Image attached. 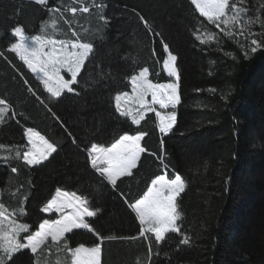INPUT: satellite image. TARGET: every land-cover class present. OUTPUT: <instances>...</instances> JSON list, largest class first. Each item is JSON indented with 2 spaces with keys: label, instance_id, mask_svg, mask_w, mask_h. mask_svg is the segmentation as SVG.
<instances>
[{
  "label": "trees",
  "instance_id": "trees-1",
  "mask_svg": "<svg viewBox=\"0 0 264 264\" xmlns=\"http://www.w3.org/2000/svg\"><path fill=\"white\" fill-rule=\"evenodd\" d=\"M17 28L91 44L71 91L48 92L12 49ZM167 50L178 103L165 133L153 109L130 115L117 97L142 71L165 82ZM29 130L54 147L43 162L25 159ZM138 135L128 173L110 181L92 164L93 146ZM164 174L184 189L177 230L159 239L133 206ZM58 191L87 202L89 229L35 252L0 240V264H73L80 246L98 248L96 264H264V0H228L216 20L194 0H0V202L33 233Z\"/></svg>",
  "mask_w": 264,
  "mask_h": 264
},
{
  "label": "rangeland",
  "instance_id": "rangeland-1",
  "mask_svg": "<svg viewBox=\"0 0 264 264\" xmlns=\"http://www.w3.org/2000/svg\"><path fill=\"white\" fill-rule=\"evenodd\" d=\"M31 1L45 3L47 0ZM227 2L228 0H194L198 11L211 20L218 19L224 13ZM14 34L18 39L12 49L43 81L49 93L57 96L62 91L72 90L82 64L90 53L91 44L77 41L67 45L44 35L31 37L24 34L20 28L15 29ZM163 69L167 75L165 82L152 83L147 80L146 71H142L133 80V91L126 96L118 95L117 104L119 107L122 105L130 115L138 112L141 107L153 109L160 130L167 133L175 123V107L178 103L175 57L168 50ZM139 136H123L112 149V146H93V165L99 170L102 168L103 173L110 179L129 172L141 151ZM26 137L28 146L25 159L31 164L43 162L54 152V147L35 132L27 131ZM183 189L184 182L179 175L164 174L156 178L143 198L134 204L133 208L139 221L145 227L153 228L157 238L161 239L167 232L177 230L178 214L175 201ZM56 193L58 194L55 199L48 202L44 208L49 217L43 220L38 230L33 233H28V226L0 202V217H3L0 224H6V231L2 232L0 228L1 247L4 251L11 247L9 254L25 248L35 252L49 239L58 240L72 230L89 229L86 218L93 213L88 209L87 202L72 193ZM85 249L88 248L77 247L74 264H96L95 252Z\"/></svg>",
  "mask_w": 264,
  "mask_h": 264
},
{
  "label": "crops",
  "instance_id": "crops-1",
  "mask_svg": "<svg viewBox=\"0 0 264 264\" xmlns=\"http://www.w3.org/2000/svg\"><path fill=\"white\" fill-rule=\"evenodd\" d=\"M122 140V139H121ZM120 141V140H119ZM138 143H139V140H138ZM114 146V145H113ZM113 146L110 148V149H112L113 148ZM92 164H93V162H92ZM100 170L103 172V170H102V168H100ZM128 173V172H127ZM126 174V173H125ZM119 175V174H118ZM124 175V174H123ZM121 176V175H120ZM110 181H114L116 178H117V176L116 177H114L113 179H110L108 176H106ZM119 177V176H118ZM57 194L58 193H55L54 194V196L52 197V199H55V197L57 196ZM59 196H62L63 197V195H59ZM66 199H67V197H65ZM52 199L49 201V203L50 202H52ZM65 199V201H69V200H66ZM48 203V204H49ZM45 210V209H44ZM45 212V211H44ZM46 213V212H45ZM75 250H77V248L75 249ZM75 250L73 251V264L75 263ZM85 250H93L94 252H95V255H96V259H97V257H98V248L97 247H93V248H88V249H85ZM97 261V260H96Z\"/></svg>",
  "mask_w": 264,
  "mask_h": 264
}]
</instances>
